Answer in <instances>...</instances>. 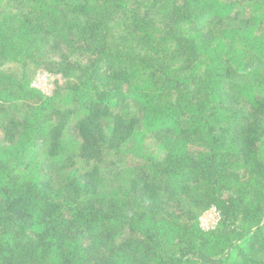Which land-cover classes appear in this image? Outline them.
Listing matches in <instances>:
<instances>
[{"label":"trees","instance_id":"16d2710c","mask_svg":"<svg viewBox=\"0 0 264 264\" xmlns=\"http://www.w3.org/2000/svg\"><path fill=\"white\" fill-rule=\"evenodd\" d=\"M0 264H264V0H0Z\"/></svg>","mask_w":264,"mask_h":264},{"label":"rangeland","instance_id":"374dc122","mask_svg":"<svg viewBox=\"0 0 264 264\" xmlns=\"http://www.w3.org/2000/svg\"><path fill=\"white\" fill-rule=\"evenodd\" d=\"M63 83L64 80L60 76H55L47 71L36 73L32 80V85L48 96H51L55 92L56 85Z\"/></svg>","mask_w":264,"mask_h":264},{"label":"built area","instance_id":"2783aa9c","mask_svg":"<svg viewBox=\"0 0 264 264\" xmlns=\"http://www.w3.org/2000/svg\"><path fill=\"white\" fill-rule=\"evenodd\" d=\"M219 213L215 208L208 210L200 217V227L203 230H209L215 227L218 221Z\"/></svg>","mask_w":264,"mask_h":264}]
</instances>
